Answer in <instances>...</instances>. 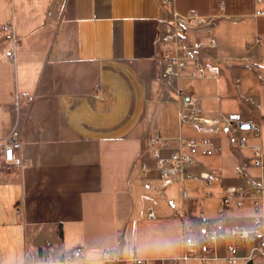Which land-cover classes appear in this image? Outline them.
Instances as JSON below:
<instances>
[{
  "label": "crops",
  "instance_id": "0c3cea01",
  "mask_svg": "<svg viewBox=\"0 0 264 264\" xmlns=\"http://www.w3.org/2000/svg\"><path fill=\"white\" fill-rule=\"evenodd\" d=\"M0 2V23L11 21L15 34L13 55L5 54L12 42L0 28V136L12 123L17 91L23 158L21 166L0 169V264L17 254L32 264V254L43 257L110 228L123 237L138 221H183L179 210L173 213L177 207L199 229L198 215H214L224 186L243 184L236 164L264 178V169L249 163L250 144L264 151V13L253 11L264 0H171L180 13L215 14V43L199 50L203 75L177 79L179 88L199 97L208 123L179 120L175 96L160 79L153 37L167 6L156 0ZM225 117L251 120L258 131L245 129L247 145L235 147ZM154 131L171 145L178 136L207 135L218 149L195 154L181 180L161 183L142 146ZM200 171L210 174L209 182ZM260 198L256 212L264 215V191ZM242 209L255 212L249 196L224 208L223 224L246 223ZM234 211L237 217L228 219ZM228 242H214L213 251L203 243L189 248L187 264H226ZM251 243L237 253L248 254ZM249 259L264 264L257 253Z\"/></svg>",
  "mask_w": 264,
  "mask_h": 264
},
{
  "label": "built area",
  "instance_id": "2783aa9c",
  "mask_svg": "<svg viewBox=\"0 0 264 264\" xmlns=\"http://www.w3.org/2000/svg\"><path fill=\"white\" fill-rule=\"evenodd\" d=\"M164 8L165 12L158 19L157 31L153 37L154 56L159 60V76L162 83L168 86L174 94L176 112L179 120H186L194 123H208L210 118L199 112V97L189 90H183L177 85V79L182 77H200L203 75L205 62L199 56L202 47L212 46L215 39L212 35L211 25L215 14H201L193 9L180 13L171 5V0H156ZM259 1V0H256ZM221 3V2H220ZM254 13H264V2L261 6L254 8ZM0 28L9 32L11 47L4 50L5 54L13 55V44L15 34L11 21L0 23ZM31 94H25L26 100L31 99ZM21 94L13 92L10 103V110L14 117L5 134L0 136V169L9 166H21L23 158L20 155V132L17 123V111ZM229 142L235 147L247 145L245 129L252 128L258 131V126L251 120L239 119L238 117H225ZM177 143L171 145L167 136L160 135L157 131L152 132L144 138L142 146L150 151L153 159V166L162 183L173 178L181 180L186 173L187 166L195 160V153L208 154L218 149L217 144L209 136H187L176 137ZM249 163L252 166L264 169V152L259 143L250 144ZM145 164H142L144 167ZM236 174L243 176V184H226L215 206V213L211 217L198 215L200 228H207L211 224H223L222 218L224 208L230 203L239 204L243 197L249 196L254 209L263 206L262 192L264 189L263 176L261 173L254 176L249 173L243 163L234 166ZM199 176L209 182L210 174L207 171H200ZM182 215L185 226L189 221L185 218L182 208H175ZM173 211V212H174ZM152 209L147 210L151 216ZM212 239V238H207ZM215 241H206L213 251ZM248 254H238L237 247L243 243L229 241L226 244V264H239L240 257L244 264L255 253L264 257V237L251 241ZM67 256L71 259V252L63 253L60 257L63 260ZM193 256L190 249L182 251L173 258L152 257L147 264H186V260ZM202 258V255H197ZM11 264V263H8Z\"/></svg>",
  "mask_w": 264,
  "mask_h": 264
},
{
  "label": "clouds",
  "instance_id": "9594fccd",
  "mask_svg": "<svg viewBox=\"0 0 264 264\" xmlns=\"http://www.w3.org/2000/svg\"><path fill=\"white\" fill-rule=\"evenodd\" d=\"M248 211L240 210L246 223H216L199 229L179 220L138 221L126 236L121 237L114 228L106 229L90 239L63 245L59 251L49 249L46 256L32 254V264H147L152 257L173 258L206 241L246 243L264 237V215H247ZM236 217L234 211L228 219ZM62 252H71V259L65 256L61 260ZM11 264H25L23 254H17Z\"/></svg>",
  "mask_w": 264,
  "mask_h": 264
},
{
  "label": "rangeland",
  "instance_id": "374dc122",
  "mask_svg": "<svg viewBox=\"0 0 264 264\" xmlns=\"http://www.w3.org/2000/svg\"><path fill=\"white\" fill-rule=\"evenodd\" d=\"M1 4H2V2H0ZM254 8H256V6L254 7ZM189 11V10H188ZM253 11H254V9H253ZM157 27H158V23H157ZM156 31H157V28H156ZM214 45V44H213ZM207 47H209V46H207ZM187 78V77H186ZM15 92V91H14ZM28 94H30V93H28ZM32 95V94H31ZM30 100V99H29ZM190 122V121H189ZM193 123V122H192ZM225 133H226V131H225ZM227 134V133H226ZM20 135V134H19ZM205 136H207V135H205ZM210 137V136H209ZM212 139V138H211ZM263 146H264V138H263ZM215 152V151H214ZM214 152H211V153H208V154H212V153H214ZM197 153H200V152H196L195 154H197ZM200 154H202V153H200ZM208 154H205V155H208ZM191 164V163H190ZM189 164V165H190ZM188 165V166H189ZM187 166V167H188ZM186 172H187V168H186ZM186 174V173H185ZM198 175H199V173H198ZM161 179V178H160ZM174 179V178H173ZM176 179V178H175ZM206 181V180H205ZM263 182H264V178H263ZM162 183V182H161ZM263 191H264V189H263ZM179 193V192H178ZM178 193H177V195H176V197H175V199H178V197H179V195H178ZM263 193V192H262ZM172 200V199H171ZM217 204V203H216ZM253 204V203H252ZM150 208V207H149ZM148 208V209H149ZM147 209V210H148ZM253 209H254V207H253ZM174 211V210H173ZM254 211L256 212V211H258V209H254ZM173 213H176V211H174ZM215 213V212H214ZM146 214H147V211H146ZM180 215H181V213H180ZM185 215V214H184ZM202 215V214H201ZM262 215V214H261ZM204 216V215H203ZM181 218H182V215H181ZM185 218H186V216H185ZM187 219V218H186Z\"/></svg>",
  "mask_w": 264,
  "mask_h": 264
},
{
  "label": "bare ground",
  "instance_id": "6f19581e",
  "mask_svg": "<svg viewBox=\"0 0 264 264\" xmlns=\"http://www.w3.org/2000/svg\"><path fill=\"white\" fill-rule=\"evenodd\" d=\"M248 129H252V128H248ZM253 130V129H252ZM247 136V135H246ZM264 152V151H263ZM255 167V166H254ZM258 169L260 170V171H262V169H260L259 167H258ZM169 182V181H168ZM223 221V220H222ZM187 261L188 260H186V264H187ZM239 263V262H238ZM248 263V262H247ZM251 263V262H250ZM240 264V263H239ZM244 264V263H243Z\"/></svg>",
  "mask_w": 264,
  "mask_h": 264
},
{
  "label": "water",
  "instance_id": "95a60500",
  "mask_svg": "<svg viewBox=\"0 0 264 264\" xmlns=\"http://www.w3.org/2000/svg\"><path fill=\"white\" fill-rule=\"evenodd\" d=\"M247 262H248V263H250V262H251V260H250V259H248V260H247Z\"/></svg>",
  "mask_w": 264,
  "mask_h": 264
}]
</instances>
